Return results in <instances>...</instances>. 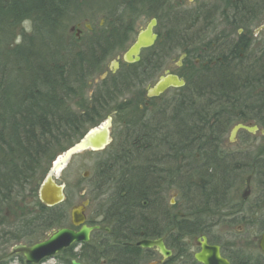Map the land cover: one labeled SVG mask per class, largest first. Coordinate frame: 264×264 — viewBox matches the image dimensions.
I'll use <instances>...</instances> for the list:
<instances>
[{
	"label": "trees",
	"instance_id": "trees-1",
	"mask_svg": "<svg viewBox=\"0 0 264 264\" xmlns=\"http://www.w3.org/2000/svg\"><path fill=\"white\" fill-rule=\"evenodd\" d=\"M169 4L0 0V248L31 245L54 229L71 227L66 203L49 207L41 202V172L115 110L116 136L104 150L88 152L105 155L90 179L97 190L88 197V224L101 228L89 242L57 254V264H71L73 258L86 264H146L157 251L136 243L160 237L174 252L162 264H201L192 249L202 235L224 245L223 255L232 264H264L261 253L225 251L227 244L215 233L225 222L243 223L257 235L264 231V154L223 148L236 122L264 129V33L235 35L239 28L251 30L264 15V0H226L223 8L192 16L165 10ZM143 16L160 18L171 51L187 54L180 75L186 84L157 98L140 91L141 103L153 105L137 115L118 100L151 82L160 69L152 51L156 45L142 62L109 73L90 96L84 88L104 70L113 49L108 44H124L122 37L109 35L129 31L126 26ZM85 18H103L108 28L80 39L87 43L74 52L67 30ZM27 20L31 32L15 42L16 28ZM212 31L216 35L209 37ZM197 57L202 64L196 65ZM245 175H252L256 195L246 208L242 200L231 203ZM169 190L177 191L183 215L167 201ZM5 257L0 264H30L22 255Z\"/></svg>",
	"mask_w": 264,
	"mask_h": 264
},
{
	"label": "rangeland",
	"instance_id": "rangeland-1",
	"mask_svg": "<svg viewBox=\"0 0 264 264\" xmlns=\"http://www.w3.org/2000/svg\"><path fill=\"white\" fill-rule=\"evenodd\" d=\"M188 1V0H186ZM208 2L211 4V6H215V4L218 7H222L224 5V2L226 0H196V2ZM231 1V0H230ZM86 13L92 14L93 11H86ZM76 19L81 18V16H77ZM94 13L92 14V16ZM91 18V17H90ZM85 18L80 20V23L83 27L85 25L91 26V31L89 34H85L80 39H85L86 36H96L100 34L101 31L105 29V20L102 18V20H97L96 18L90 19ZM148 19H145V17H141L137 19L135 22L130 23V25L127 26V36L124 39V44L122 43L119 48H117L112 55H110L106 61V66L104 70L97 76H95L93 79L88 81V85L84 88V93L87 96L91 95V91L94 89V87L102 80L101 76L103 73H111L109 71V65L110 60L113 58H117L118 56H122L124 52L126 51L129 44L135 39V36L137 33L143 29L147 23ZM79 22V21H77ZM166 22V21H165ZM224 22V21H223ZM167 23V22H166ZM264 23V15L256 22L250 29L251 30H243L242 33L237 34L239 35H246V34H253V31L255 28H257L259 25ZM218 29H222L223 26L220 24V22L217 23ZM101 27L99 29H96V27ZM71 28L73 30L71 31ZM159 38L157 39L156 48L152 50L153 52H157L161 54V62H160V69L153 73L151 76L150 81L146 83L145 86H142V84H139V86H135L132 89L124 95L123 98L118 100V104L121 105V103L125 104V108L132 107L134 108V111L137 115H140V112H145L147 107H150L153 105L152 102H145L144 104L141 103L140 100V91H146L148 87L153 86V84L158 80V78L162 75H165L166 73H178V75L183 74V67H184V60L181 58L182 53L180 51H171L173 46L168 45L167 35L165 34V23L161 22L159 27L157 28ZM237 31V30H236ZM235 31V35H236ZM28 32H31V21L27 20L24 21L21 25H19L16 28V32L14 33V41L19 42L22 38L23 34H27ZM77 33V23L74 22L69 25L67 30V44L72 51H77L80 48L82 40L78 39L76 36ZM213 35H216L214 31H212L209 34V37H212ZM254 35V34H253ZM164 36V37H162ZM162 37V38H161ZM151 51L147 52L149 54ZM119 57V58H120ZM126 65L125 63H122V66ZM113 74V73H111ZM183 77V76H182ZM88 86V87H87ZM139 87V88H138ZM173 91L168 94L172 95ZM138 102V104H136ZM159 101H156L155 103H158ZM122 109V108H121ZM139 110V111H138ZM109 115H116V111L113 110ZM118 122H120L118 119H116V122L114 123V118L112 120V126H111V138L116 136V132L119 126ZM240 122L234 123L229 131L226 133L223 139V148L227 151H249L254 153L255 155L258 154H264V133L261 131L264 129L261 127H258V131L255 133L248 132L245 130H240L234 137L231 136V130ZM249 126H254V124H246ZM92 126V125H90ZM105 158V155H100L99 153H88L84 152L79 155H76L66 166V168L58 175L57 183L64 185V192H65V201L63 203L65 204L66 210L69 212V216L71 213V209L73 206L77 205L81 201L88 199L89 196L92 197L95 190H97L94 186V184L90 181L92 179L93 170L96 167V165ZM49 167L47 168V165L44 170L41 172V182L44 179L46 173L48 172ZM87 170L89 171V176L87 178L83 177V172ZM249 175H245L241 183L236 187V190L234 191L233 199L231 201L232 204H238L241 200L245 203L242 205L243 207H250L253 205L254 200L256 198V195L254 193L252 180L250 179L249 185H250V193L247 196L245 200L242 199V195L244 191L246 190L247 186V179ZM99 192H96L95 194H98ZM167 201L171 205H176L177 210L179 211L180 215H183L184 213L181 211L180 208V199L177 191L169 190L167 193ZM103 198L100 197V200ZM89 200V199H88ZM87 218H89V210L87 208L86 212ZM226 225L223 224L222 227H219L216 230V236H218L219 240L223 243H226L225 251H229L230 253L232 250L240 249L243 253H247L248 255L254 257L261 253V250L259 248V239L260 235H257L254 231V229H248V227L243 223H236V224H230L229 222H225ZM63 227H70V226H63ZM2 247V246H0ZM5 247V248H4ZM3 248H0V259H5V255L9 254L12 250V245L8 244L5 245ZM222 248H224V245H221ZM199 246L197 245L192 249V251L195 253L198 251ZM157 253V258L154 261H158L161 259V255ZM152 262V261H150ZM58 259L52 258L49 260H46L44 264H57ZM149 263V262H148ZM146 263V264H148ZM7 264H21L18 260H10Z\"/></svg>",
	"mask_w": 264,
	"mask_h": 264
},
{
	"label": "water",
	"instance_id": "water-1",
	"mask_svg": "<svg viewBox=\"0 0 264 264\" xmlns=\"http://www.w3.org/2000/svg\"><path fill=\"white\" fill-rule=\"evenodd\" d=\"M157 25V19L152 18L146 24L145 28L140 30L135 42L124 52L123 58L127 63H134L140 60V53L143 49L152 47L158 35L154 32ZM264 31V24L260 25L254 30L255 34ZM118 66L116 60L112 61V68L115 70ZM107 73L102 74L105 78ZM184 78L176 74H169L160 76L157 82L147 89V98H154L162 95L169 88H181L185 86ZM113 115L107 116L99 124L89 127L86 132L75 141L65 151L56 156L51 163V166L41 182L38 195L41 202L49 207L59 205L65 201L64 185L58 184V175L66 168L69 162L76 156L88 151H101L105 149L112 141L111 126ZM240 130L255 133L258 127L249 126L243 123L236 124L231 130V136L234 137ZM264 133V131H261ZM89 171L83 172V177L89 176ZM251 176L247 179L246 190L242 198L245 200L250 193L249 181ZM89 200L85 199L73 206L70 213L71 225L73 227H60L51 231L46 238L34 244L27 245L24 243H17L10 251L11 255L21 254L27 263L39 264L46 259L54 258L58 253L71 247L73 244L86 243L91 239V234L94 230L100 229V225H89L87 223V207ZM108 231L109 228H106ZM200 250L194 254V258L201 264H232L226 257L222 255L221 246L218 244H211L207 236L202 235L199 239ZM145 249H156L161 255L158 261H152L148 264H162L165 260L172 257L173 252L169 249L163 238L159 239H142L136 243ZM259 248L264 254V232L259 240ZM71 264H85L77 259H72Z\"/></svg>",
	"mask_w": 264,
	"mask_h": 264
},
{
	"label": "flooded vegetation",
	"instance_id": "flooded-vegetation-1",
	"mask_svg": "<svg viewBox=\"0 0 264 264\" xmlns=\"http://www.w3.org/2000/svg\"><path fill=\"white\" fill-rule=\"evenodd\" d=\"M225 3H226V1L224 2V5L222 6V7H218L216 4H215V6H211V4H209L208 2H205V1H202V2H196V0H188V1H186V0H170V4L168 5V6H166L164 9L165 10H167L168 9V7L170 8V11H171V13L173 12V13H176V14H178V15H187V16H189V15H193V14H195L197 11H201V12H203V11H209L210 9H219V8H223L224 6H225ZM263 4V3H262ZM259 6V1H258V4H257V7ZM162 10V9H161ZM160 10V11H161ZM169 11V12H170ZM215 12H217V11H215ZM152 18H156L157 19V25H156V27L154 28V32L158 35V37L157 38H159V34H158V31H156L157 30V28L159 27V25H160V23H161V21H160V18H158L157 16H152V17H150L149 19H148V21H147V23L149 22V20L150 19H152ZM102 20V19H101ZM146 23V24H147ZM264 24V23H263ZM262 25V24H261ZM146 26V25H145ZM260 26V25H259ZM258 26V27H259ZM257 27V28H258ZM99 28H102V26L100 27H96V29H99ZM108 28V26H105V29H107ZM145 28V27H144ZM143 28V29H144ZM91 26H89V25H85V27H83L82 26V24L81 23H77V33H76V36H77V38L78 39H80L82 36H84L87 32H90L91 31ZM126 29H127V26H126ZM256 29V28H255ZM254 29V30H255ZM73 30V28H71V31ZM142 30V29H141ZM244 30V28H239L238 30H237V32H236V36H237V34H240V33H242V31ZM264 33V31H261V32H259L258 34H260V33ZM139 33V32H138ZM138 33H137V35H138ZM127 31L126 32H124V33H122V30H120V32H119V34H112V35H109L110 37H115V38H120V37H122L123 39H125L126 38V36H127ZM253 36L254 37H256L258 34H255L254 33V31H253ZM137 35L135 36V39L129 44V46L127 47V49L135 42V40H136V38H137ZM246 35H248V34H246ZM87 37V36H86ZM238 37V36H237ZM85 43H87V42H81V45L80 46H83V45H85ZM156 43H157V41H156ZM156 43L152 46V47H150V48H147V49H143L142 51H141V53H140V60L139 61H137V62H134V63H127L125 60H124V58H123V55L120 57V56H118L117 58H113V59H111L110 60V65H109V71H111V73H117L119 70H121L122 69V63H125L126 65H131V64H136V63H139V62H142V60L144 59V58H146V56H147V52L149 51V49H151V48H153L155 45H156ZM118 44H119V42L118 41H114V42H110L109 44H108V46L110 45V46H112L113 47V49H112V51L110 52V54L112 55L113 54V52L116 50V48H117V46H118ZM117 45V46H116ZM126 49V50H127ZM157 55H158V61H160L161 62V54L160 53H157V52H155ZM120 57V58H119ZM187 57V54L186 53H182V55H181V58L184 60L185 58ZM113 60H116L117 61V63H118V66H117V68L115 69V70H113V68H112V61ZM195 63H196V65H200V64H202L203 62H201V60H200V58H195ZM158 70H156V72H157ZM107 73V75H106V77L109 75V73L108 72H106ZM167 74V73H166ZM172 74H176V75H178V73H172ZM179 77H182V76H180V75H178ZM105 77V78H106ZM182 78H184V77H182ZM101 79H104V78H102L101 77ZM184 80H185V78H184ZM251 178H252V176H251ZM252 180V179H251ZM161 238V237H160ZM200 238V237H199ZM199 238H197V243H198V246H199V242H198V239ZM208 238V237H207ZM158 239V238H157ZM164 240H165V237H164ZM165 243H166V240H165ZM167 245V244H166ZM168 247V246H167ZM169 248V247H168ZM171 249V248H170ZM172 250V249H171ZM198 250H199V248H198ZM173 251V250H172ZM221 251H222V249H221ZM173 254H174V252H173ZM195 254V253H194ZM261 254L264 256V254L261 252ZM222 255H223V251H222ZM173 256V255H172ZM224 256V255H223ZM225 257V256H224ZM227 258V257H226ZM228 259V258H227ZM229 260V259H228ZM154 261V260H153ZM230 261V260H229ZM231 262V261H230ZM232 263V262H231Z\"/></svg>",
	"mask_w": 264,
	"mask_h": 264
},
{
	"label": "bare ground",
	"instance_id": "bare-ground-1",
	"mask_svg": "<svg viewBox=\"0 0 264 264\" xmlns=\"http://www.w3.org/2000/svg\"><path fill=\"white\" fill-rule=\"evenodd\" d=\"M161 238H163L164 239V237H161ZM159 239V238H158ZM164 242H165V240H164ZM166 244V243H165ZM167 246V245H166ZM170 249V248H169ZM173 252V251H172Z\"/></svg>",
	"mask_w": 264,
	"mask_h": 264
}]
</instances>
